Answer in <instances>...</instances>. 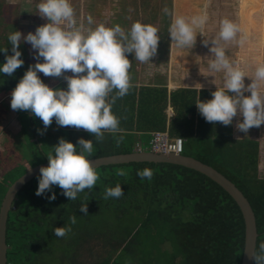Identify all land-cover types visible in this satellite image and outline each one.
<instances>
[{"label": "trees", "instance_id": "obj_1", "mask_svg": "<svg viewBox=\"0 0 264 264\" xmlns=\"http://www.w3.org/2000/svg\"><path fill=\"white\" fill-rule=\"evenodd\" d=\"M11 47L7 55L13 54ZM2 49L5 47L0 45ZM19 51L24 64L11 77L0 74V100L11 96L28 67L34 65ZM5 62V54L0 53V64ZM38 75L50 85V76ZM56 88L66 89L67 82L60 81L52 89ZM214 91L132 85L129 94L112 107L122 131L115 135L106 132L101 143L84 129L58 126L55 118L45 131L43 122L28 114L24 119L29 164L32 168L47 163V155L60 138L74 145L80 138L94 141L95 151L89 159H97L131 154L138 146L149 150L153 133L168 132L172 139L184 140L183 155L218 170L249 200L257 219L259 254L264 244L260 143L235 139L234 119L232 125L224 126L202 117L196 103L212 99ZM38 129L44 134H38ZM34 138L37 140L31 142ZM146 168L153 172L150 180L137 175ZM19 169L14 181L26 173L25 167ZM120 170L126 175H118ZM95 171L99 179L94 188L85 189L74 201L62 195L58 186H53L55 201L49 202V192L37 196V177L20 190L7 225L8 264H242L246 237L242 211L233 197L206 175L177 164L153 162L108 165ZM14 181L7 176L0 182V209ZM117 184L125 195L105 199V189ZM82 205H88V215L79 211ZM73 215L77 222L71 225ZM63 226H70L71 231L63 238L56 237L54 229ZM93 243L98 250L90 249Z\"/></svg>", "mask_w": 264, "mask_h": 264}, {"label": "clouds", "instance_id": "obj_2", "mask_svg": "<svg viewBox=\"0 0 264 264\" xmlns=\"http://www.w3.org/2000/svg\"><path fill=\"white\" fill-rule=\"evenodd\" d=\"M37 9L48 23L23 39L31 45L33 58L38 62L28 67L12 90L11 108L31 112L43 122L45 131L53 123V118L58 126L84 129L94 135L96 143L104 141L106 132L120 133V119L112 107L117 100L128 95L132 87L129 74L132 63L128 56L134 54L136 61L151 64L160 41L159 30L139 21L127 31L119 24L106 26L101 23L92 27L94 20L91 16L86 24L78 22L70 0H40ZM163 11L168 14L169 10L165 8ZM207 23L205 13L190 18L173 15L168 30L172 46L193 48L197 30H203ZM238 31L239 27L229 19L220 22L218 37L211 41V58L206 67L208 76L220 77L219 83L217 79L212 81L216 85V90L211 93L212 99H199L196 107L209 123L220 122L230 126L237 118V128L247 133L252 127L264 125V62L258 63L249 75L226 55L225 45L234 40ZM21 39L19 31L8 36L13 54L7 55V48L0 50L6 61L0 64V74L11 77L24 64L18 50ZM41 58L42 63L39 62ZM69 71L72 75L64 76L66 89H52L38 75L60 77ZM246 77L251 79L248 85L245 84ZM196 87L200 91L202 85L197 84ZM37 131L44 134V131ZM52 149L53 152L47 155L48 166L39 169L37 196L49 192L51 195L47 199L55 201L57 194L53 186H58L63 190L62 195L74 201L85 189L94 188L99 179L89 159L95 151L94 141L80 138L74 145L60 138ZM118 175L126 173L120 170ZM137 175L150 180L153 172L146 168L138 171ZM124 195L121 185L117 184L114 188L105 189L104 198L119 199ZM79 211L88 215V205H82ZM76 222V216H71L70 224ZM70 231V226H63L55 228L53 234L63 238ZM251 258L255 264H264V244L260 245V253L254 251Z\"/></svg>", "mask_w": 264, "mask_h": 264}, {"label": "crops", "instance_id": "obj_3", "mask_svg": "<svg viewBox=\"0 0 264 264\" xmlns=\"http://www.w3.org/2000/svg\"><path fill=\"white\" fill-rule=\"evenodd\" d=\"M1 1L2 17L5 9L10 6ZM163 1V0H162ZM162 1L160 0H70L75 9L77 18H88L91 16L94 20L92 27L98 24H105L106 26H113L122 21L125 23L129 18L126 17L128 11H133L135 14V7H142L138 9V20L143 21V9L148 6L149 9L162 8ZM40 2V1H39ZM172 18L173 15H183L185 17H192L202 13L207 14L208 23L203 30H197L196 43L191 49H177L172 46L173 41L163 35L161 25L158 22L155 24L159 30L158 35L160 41L157 48L156 55L150 61L151 64H142L133 58L132 69H130L131 84L141 86L166 85L170 91L178 89H195L197 84L202 85L201 90H216V85L212 82L217 79L219 83L220 77L216 78L208 76L206 71L208 59L211 58L209 49L213 46L211 41L216 39L220 30V22L227 18L239 27V31L233 41L225 45L226 55L235 63L239 64L241 68L249 73L255 69L258 63L264 62V0H172ZM160 4L158 6H155ZM13 7L15 18L18 21L2 22L0 20V27H4V31L0 33V45L8 48L10 42L8 36L14 31L21 32L24 28L29 31L31 27H40L48 23L46 18H42L36 9L34 16H29L30 12L22 11V8L28 7L19 3L11 5ZM10 6V7H11ZM11 7V8H12ZM22 11V13H20ZM152 10L150 11V13ZM154 12V10H153ZM158 12V11H157ZM19 14V15H18ZM129 15V14H128ZM30 17V18H28ZM125 18V19H124ZM22 19V21H21ZM87 23V19L83 21ZM120 25V23H119ZM129 26V25H128ZM123 27V26H122ZM14 28L15 30H12ZM35 32H33L34 34ZM22 36L20 47L26 55L30 56L32 64L38 61L33 58L34 52L29 48V43L25 42ZM207 42V46H205ZM223 43V41L221 42ZM166 46H165V45ZM11 50V49H10ZM29 58V57H28ZM39 62H43L41 58ZM61 81H64L61 79ZM67 82V81H64ZM251 83L250 78H245V84ZM51 82L48 85L50 88L57 86L59 83ZM196 87V88H195ZM200 90V91H201ZM250 95V94H246ZM11 96H7L0 100V146L4 147V151L0 152V156L19 155V149L23 152L29 153L28 134L25 132L24 116L30 115L31 112L25 111L23 114L19 110H13L10 106ZM169 115H173V109H169ZM242 122V118H240ZM237 118H234V136L235 139H246L244 132H240L238 136ZM56 132V130L52 129ZM241 136V137H240ZM21 139L19 144L15 145L16 140ZM249 139L256 140L260 143V164L264 154V145L262 136H251ZM23 140V142H22ZM37 138L31 142L36 141ZM28 148V149H27ZM20 165L26 169H30V160L21 155ZM1 161H4L1 159ZM5 162V161H4ZM7 166L0 165V182L9 176L10 171Z\"/></svg>", "mask_w": 264, "mask_h": 264}, {"label": "water", "instance_id": "obj_4", "mask_svg": "<svg viewBox=\"0 0 264 264\" xmlns=\"http://www.w3.org/2000/svg\"><path fill=\"white\" fill-rule=\"evenodd\" d=\"M94 169L108 165L129 164L139 162L171 163L196 170L223 187L239 205L246 225L245 249L242 264H255L251 258L257 248L259 238L255 212L243 192L226 176L215 168L183 154H157L149 151L134 152L131 154L115 155L90 159ZM48 166V162L30 168L21 178L8 189L0 209V264H8L7 225L9 213L20 190L30 181L39 176V169Z\"/></svg>", "mask_w": 264, "mask_h": 264}, {"label": "rangeland", "instance_id": "obj_5", "mask_svg": "<svg viewBox=\"0 0 264 264\" xmlns=\"http://www.w3.org/2000/svg\"><path fill=\"white\" fill-rule=\"evenodd\" d=\"M5 1V3L7 4V5H14V4H16V3H19V6H21V5H23V4H25V5H27L28 7H25V8H22L23 10L22 11H24V10H27V12L29 11L30 12V14H29V16H34V14H35V11H36V9H37V4L39 3V1L40 0H4ZM160 1H162V0H160ZM172 0H163L162 1V8H154V9H149L148 10V6H146L143 10V21H142V23H145V24H151V25H153V26H155V24L158 22V24H159V26L161 25V28H162V33H163V35H165L166 34V38L168 37L169 38V33H168V30H169V26H170V24H171V22H172V2H171ZM158 5H160V4H157V5H155V6H158ZM10 6H8L6 9H5V12L3 13V15H2V17L0 18V20H2V22H8V23H10L11 21L12 22H14V21H18V17H16L15 18V15H14V11H13V7L11 8ZM139 8H142V7H135L133 10H136L135 11V14L133 13V11L131 10V11H128V14H126V17H128L129 18V20H128V22L129 23H127V21L125 22V23H123V25H122V21H120V22H118L117 24H119L120 23V25L121 26H123V28L127 31L128 29H130L131 28V26H132V24L133 23H135V22H137L138 20H136V18H138L137 16H138V9ZM165 8H167L169 11H168V14H165V12L163 11ZM152 10V12L150 13V11ZM153 10H154V12H153ZM0 11H1V1H0ZM22 11H20V13H22ZM158 11V12H157ZM19 15V14H18ZM28 18H30V17H28ZM84 19H87L86 17L85 18H77V20H78V22H80V21H84ZM125 19V18H124ZM30 20H31V18H30ZM21 21H22V19H21ZM157 21V22H156ZM155 23V24H154ZM129 25V26H128ZM35 28H33V27H31L30 29H29V31L27 30V32L25 31V29L23 28L22 29V31H21V33H22V36H26L28 33H33V32H35V30L38 28V27H36V26H34ZM155 27H157V26H155ZM0 33H2L3 31H4V27L2 28V27H0ZM12 30H15L14 28H12ZM165 45V44H164ZM166 46V45H165ZM29 48L30 49H32V47L31 46H29ZM33 50V49H32ZM29 58H28V62L29 63H32L33 61H30L29 59H31L30 58V56H28ZM133 58H134V54H130L129 56H128V59L130 60V62L131 63H133ZM132 69V68H131ZM43 77H45V75L43 74V73H40ZM72 75V73L69 71V72H66V73H64L62 76H60V77H51V80H50V82H51V84H52V86H54V84H53V82H56V84L57 83H59L60 81H61V79L62 80H64V81H66L65 79H64V76H71ZM53 81V82H52ZM44 128V127H43ZM48 129V128H47ZM46 129V130H47ZM238 136L239 135H241L240 134V132H239V129H238ZM245 134V137L246 138H250L251 136H253V134L255 135V136H262L263 137V139H264V125H261L260 127H252L251 129H249L248 130V132L247 133H244ZM235 137V136H234ZM241 137V136H240ZM1 142V141H0ZM19 142H21V139L19 138L18 140H16V142H15V145L16 144H19ZM22 142H23V140H22ZM263 145H264V140H263ZM4 147H2V146H0V152L2 151H4ZM28 149V148H27ZM29 152H30V149H29ZM20 154L21 155H23V156H25L27 159H31L30 158V155H28V152L27 151H24L23 150V152L19 149V155L17 156V155H13V156H0V165L1 166H7L8 165V169L7 170H11L10 171V173H9V181L10 182H13L16 178H18V173H19V171H20V169H19V167H20V162H21V157H20ZM1 159H3L4 161H1ZM38 166V165H37ZM36 167V166H35ZM33 168V167H32ZM1 171V170H0ZM28 171V169H26V172ZM259 171H260V176L262 177V178H264V154H263V157H262V161H261V164H259ZM0 174H1V172H0ZM14 182H16V181H14ZM13 184V183H12ZM96 243H93V244H90L89 245V247H90V249H93V248H95V249H97L98 250V248H99V246L97 247L96 245H95ZM92 247V248H91ZM94 249V250H95Z\"/></svg>", "mask_w": 264, "mask_h": 264}, {"label": "built area", "instance_id": "obj_6", "mask_svg": "<svg viewBox=\"0 0 264 264\" xmlns=\"http://www.w3.org/2000/svg\"><path fill=\"white\" fill-rule=\"evenodd\" d=\"M137 152H142L141 146H138ZM157 154H183L184 140L182 138L172 139L168 132H155L152 134L149 150Z\"/></svg>", "mask_w": 264, "mask_h": 264}, {"label": "bare ground", "instance_id": "obj_7", "mask_svg": "<svg viewBox=\"0 0 264 264\" xmlns=\"http://www.w3.org/2000/svg\"><path fill=\"white\" fill-rule=\"evenodd\" d=\"M1 31V30H0ZM54 78V77H53ZM53 82V81H52ZM137 135V134H136ZM186 156V155H185Z\"/></svg>", "mask_w": 264, "mask_h": 264}]
</instances>
